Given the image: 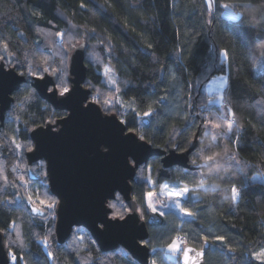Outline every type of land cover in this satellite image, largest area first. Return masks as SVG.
<instances>
[{
	"label": "trees",
	"instance_id": "16d2710c",
	"mask_svg": "<svg viewBox=\"0 0 264 264\" xmlns=\"http://www.w3.org/2000/svg\"><path fill=\"white\" fill-rule=\"evenodd\" d=\"M81 2L87 3L88 8H79ZM252 3L254 8L245 9V15L255 27L248 31L247 39L259 54L258 45L262 42L257 35L259 24L255 21L264 7H261V0H252ZM111 4L112 7H104V0H0V48L8 43V52L18 63L17 71L24 72L27 79L15 93L14 105L6 114L5 127L0 130V167L3 169L0 176V231L5 234L11 258L13 254L17 257L15 261L11 260V264H139L122 247L110 253L102 252L90 231L83 227L75 228L68 242L57 246L58 199L50 194L45 162L32 167L37 180L28 177L25 154L28 146L34 147L29 137L30 130L67 115L65 111L55 110L34 90L28 65L32 64L37 69L41 59L48 58L52 67H58L63 50L57 49L53 41L58 44L59 37L47 34L61 31L72 33L79 39L86 28H96L97 33L105 37L110 35L109 43L113 46L111 55L101 52L102 45L97 46L101 54L100 64L90 61L86 53L87 88L90 83L101 92L107 89L103 72L108 65L121 84L125 99L136 97L138 108L145 100L151 102L164 95L166 89H171L167 93L168 100L153 105L157 114L151 118V126L149 118L141 120L131 110H124L119 105L118 113L116 108L111 112L127 121L128 130L135 128L137 132L144 133L145 141L152 140L153 147L162 149L164 147L160 145L169 139L168 134L174 128L183 133V137L177 136V140L183 147H189L184 137L191 139L192 133L198 129L193 126L184 131V116H188V123L193 125H202V121L212 118L207 109L198 107L206 104L209 96L201 81L205 76L221 74L212 67L213 57L209 50L224 46L234 50L233 62L230 67L225 66L223 74L232 77L227 99L236 119L245 127L241 129L238 145L228 140L220 143H231V151L236 153L241 163L222 167L219 177L210 174L208 168L204 169L205 183L217 187V191L202 192L199 197L182 200L184 207L197 213L195 219L183 218L184 215L174 211L165 217H157L160 221L155 220L147 226L150 237L147 244L156 249L150 264L153 261L155 264H180V255L174 256L167 250L168 243L179 233L187 236V244L199 248L204 246L200 238L209 237L211 247L206 254V264H260L252 253L264 248V113L255 107L262 85L256 80L258 71L252 69L246 59V49L238 38L233 39L234 34L227 30L224 17L213 19L212 24L207 23L212 18L208 16L202 0H111ZM71 24L79 27L73 29ZM148 43L152 44L151 49L145 47ZM86 45L89 49L96 45V41ZM153 57L159 58V63L154 62ZM215 63L219 64L218 58ZM161 65L165 70H160ZM173 75L175 81L172 80ZM125 81H129L126 87ZM173 83L176 87H171ZM28 92L33 93V98L25 102L21 110L18 98H23ZM103 98L110 99L107 95ZM189 104L191 108L187 107ZM207 107L216 112L219 105ZM53 113L56 115H51ZM13 136L17 143L24 145L23 148H14L10 143ZM212 150L222 152L218 147ZM149 162L148 167L139 168L138 177L144 170L146 178L149 175L147 169H151V177L157 183L153 185L139 178L138 183H133L132 191L138 208L144 210L145 220L152 215L143 200L148 191L158 192L163 182H174L178 186L187 184L189 187L200 182L198 170L178 166L166 169L158 157H152ZM257 175L260 179H255ZM21 176L23 182L19 179ZM232 186L241 191V198L235 203L228 191ZM23 193L31 194L34 200L37 194L41 199H55L57 204L44 211L46 216H35L28 210ZM120 197V201L115 199L110 203H115L117 209L126 215L129 207ZM217 235L226 237V245L237 249L234 256L229 254L226 245L211 242ZM45 239L48 247H45ZM49 252L52 257L48 256ZM246 253L250 255V261Z\"/></svg>",
	"mask_w": 264,
	"mask_h": 264
},
{
	"label": "water",
	"instance_id": "95a60500",
	"mask_svg": "<svg viewBox=\"0 0 264 264\" xmlns=\"http://www.w3.org/2000/svg\"><path fill=\"white\" fill-rule=\"evenodd\" d=\"M86 49L71 53L69 63L70 87L84 92L88 81ZM0 60V130L5 127L7 112L14 105V95L26 83L25 76L17 71L18 63L12 55L2 51ZM34 90L55 110L65 111L67 115L56 120V124L46 123L30 130L29 137L33 150L25 154L28 177L37 180L33 166L45 162L50 194L58 199L56 206L55 242L65 245L72 237L74 229L83 227L90 231L93 240L104 253L119 248L125 249L139 264H150L153 249L142 241L149 240L148 225L159 218L150 215L148 220L140 218V212H127L124 220L113 219V210L108 207L115 200V194L123 197L129 208L138 209L133 199V183L139 182L137 171L141 166L148 167L152 157L161 158L164 168L171 166L197 170L187 163V157L180 151L153 147L147 141H140L135 133L129 132L126 124H120L119 115L103 111L101 105H93L91 96L83 100V107L92 108L99 117L85 115L77 104L59 105L46 91L52 85L36 77H29ZM48 80L51 79L49 76ZM86 94V93H85ZM52 128V132L48 129ZM120 129H124L123 135ZM36 132L48 134L34 135ZM140 146V147H138ZM104 149H107L105 151ZM207 169V168H205ZM23 200L33 215L44 217L46 212L32 211L33 203L23 193ZM204 257L200 264H206V254L210 243L203 244ZM199 251L201 248L187 244ZM10 250L5 234L0 231V264H10ZM194 254V253H192ZM235 255V253H230ZM248 261L250 255L246 253ZM179 263L182 264L181 256Z\"/></svg>",
	"mask_w": 264,
	"mask_h": 264
},
{
	"label": "snow or ice",
	"instance_id": "6c2138e0",
	"mask_svg": "<svg viewBox=\"0 0 264 264\" xmlns=\"http://www.w3.org/2000/svg\"><path fill=\"white\" fill-rule=\"evenodd\" d=\"M202 2L206 6L208 16L212 18L209 19L207 23L212 24L213 19L224 17L227 30L234 34L233 39L238 38L243 48L246 49V59L250 62L251 68L258 71L259 74L256 76V80H258L262 85L261 91L258 93L260 99L256 101L255 107H257L260 112L264 113V55H261L260 53L258 54L256 51H254L252 42L247 39L248 31L255 27V25H253L245 15V9L251 10L254 8L252 0H247V2H245V0H202ZM104 7H112L111 0H104ZM79 8H88V4L81 2L79 4ZM254 18H256L255 14ZM258 20L260 31L257 33V35L261 37V42H264V11L258 13ZM71 27L76 29L79 26L76 24H71ZM132 31L134 32L135 29H132ZM21 35H23V33H21ZM47 35L59 37L58 44L53 41L57 49L63 50L60 53L61 58L58 61L59 66L52 67V64L48 58H42L40 65L37 66L38 70L34 69L32 64L28 65V75L36 77L41 81H46L52 85L51 87L46 88V91L51 94L50 98H55V102H57L59 105L71 106L73 104H77L83 114L99 117V113L94 109L83 107V100L87 99L88 96H92L91 103L93 105H101L102 109L107 110L109 113L112 112L113 108H116V112L118 113L120 108H118L117 105H119L122 108L131 110L135 116L139 117L141 120L149 118V126H151V118L157 114L153 105L159 104L160 101L168 100L169 96L167 93L171 90L170 88L165 90L164 95L159 96L151 102L145 100L138 108L136 106L138 103L136 97H132L131 100L125 99L122 94L121 84L115 78L112 67L108 65L104 67L103 72L107 84V89H105L104 92H101L100 88H97L90 83L84 92H78L70 87L71 81L69 63L72 62V56L70 54L74 53L78 49L85 48L86 43L94 40L96 41V45L86 49L88 53L87 58L90 61L100 64L101 54L97 51V46L102 45L103 47L101 48V52H106L111 55L113 52V46L109 43V41L112 39L110 35L105 37L103 34H98L96 28H86L83 36L79 39L72 33H65L61 31H57L55 33L49 32ZM65 45H67V47H65ZM145 47L151 49L152 44L148 43L145 45ZM8 48L9 45L5 42L2 48H0V51H3L7 55H13L12 53L8 52ZM209 51L213 57L212 67L216 68L221 74L205 76L204 80L201 81V83L204 84L208 90L209 96L207 98V103L204 105H198V107L207 109L212 118L202 121V125H193L188 123V116L183 117L185 121L184 131H187L188 128L193 126L198 129L197 132L192 133L191 139L184 137L185 142L189 145L188 148L183 147V144L177 140V136L183 137V133L177 132L175 128L173 129V132L168 134L169 139L160 145L161 147H164L165 151H168V149L171 148L185 154L187 157V163L199 171L200 182L198 185L193 187H189L187 184L183 186L171 187L169 184L165 183L159 186L158 193L156 191H148L146 197H144L143 200L146 201V207L152 213L153 217L166 216V213L159 210L155 203L156 199L159 197H164L166 200L173 202L176 208H178L185 217L195 219L197 213L187 207H184L183 204H181V200H183L185 197H199L202 192L217 191V187H210L205 183L204 169L208 168L210 174L219 177L222 167L230 164L239 165L241 163L239 160H237L236 153L231 151V143H220L221 140H228L238 145L241 139V129L245 127V125H242L239 120L236 119V113L229 106V101L227 99L231 88L232 77L223 74L225 72V66L230 67L231 63L233 62L234 50L228 46H224L219 49L213 47ZM53 54L55 55L56 53L54 52ZM217 58L219 59L218 65L215 63V59ZM3 59L4 56H0V60ZM25 59H27V57H25ZM179 59L180 57L177 56V60ZM153 60L154 62L159 63V58L153 57ZM160 70H165V66L161 65ZM97 71H99V68H97ZM20 75L24 76L25 73L21 72ZM49 76L51 77L50 80L47 79ZM175 79L176 78L173 75L172 80L175 81ZM205 81H207L206 84ZM128 83L129 81L124 82L125 87ZM171 87H176L175 83H173ZM105 95L110 97V99L103 98ZM32 98V92H28L27 95L23 96V98H18L20 100L19 107H21V110L25 102L31 100ZM208 105H219V108L216 110V112H213L212 109L207 107ZM187 107L191 108L192 105L189 104ZM141 108L143 110H140ZM51 115L55 116L56 114L53 113ZM119 122L120 124L127 123V121L124 119H121ZM48 123L54 125L56 124V120L51 119L48 121ZM25 130L27 131L28 129L26 128ZM52 131V128L48 129V132ZM33 132L34 135L37 136H40L41 134H48V132H36L35 130H33ZM123 132L124 129H120L121 135H123ZM129 132L135 133L140 141L146 140L145 134L142 132H137L135 128H130ZM10 143L15 149H21L24 147L23 144L17 143L15 136H13ZM147 143L152 144L153 141L147 140ZM213 147L222 148V152H214L212 150ZM32 150V147L28 146V151ZM143 171L144 170L141 171L139 178L146 179L148 183L155 185L157 182L151 177V169H147L149 175L146 178L143 176ZM2 174L3 169L0 167V176H2ZM45 175H47V173H45ZM3 179L7 181L6 176H4ZM19 179L22 182L24 181L22 176L19 177ZM228 191L231 194V200L233 203L237 202L241 198V191L236 186L230 187ZM28 199L33 203L32 211L37 214H42L46 209H53L57 204L55 199H41L38 194L36 195L35 200L31 194L28 196ZM115 199L117 201L121 200V197L118 193L115 194ZM37 201L39 202L38 204ZM108 207L115 210L112 216L113 219H125L124 211L117 209V205L115 203H109ZM127 211H139L140 218H144L143 209L138 210L129 208ZM12 223L15 224V221ZM17 239H19V234L17 235ZM80 239L82 240L83 237H80ZM200 239H202L205 244L210 242L208 236H202ZM211 242H219L220 244L226 245V237L223 235H217L212 238ZM147 243V241H142V244L145 246H147ZM44 244L45 247H48L46 239ZM167 250L170 254H179L182 259V264H200V258L204 257L205 255L203 247H201L199 251L189 248L187 246L186 239H184L179 234H176L171 242L168 243ZM153 251H155V249H153ZM227 251L230 253H235L237 249L227 246ZM52 255L53 254L51 252L48 253L49 257H52ZM252 257L259 261L260 264H264V248L252 253ZM234 258L235 257H232V259ZM12 259L15 261L17 257L13 254ZM153 264H155V261H153Z\"/></svg>",
	"mask_w": 264,
	"mask_h": 264
},
{
	"label": "rangeland",
	"instance_id": "374dc122",
	"mask_svg": "<svg viewBox=\"0 0 264 264\" xmlns=\"http://www.w3.org/2000/svg\"><path fill=\"white\" fill-rule=\"evenodd\" d=\"M113 73H114V71H113ZM105 78V77H104ZM105 80H106V78H105ZM204 91L207 93V95H209V93H208V90L206 89V87H204ZM124 110H125V108H124ZM255 179H260V176H256L255 177ZM165 183H167V184H169L171 187H177L178 186V184L177 183H174V182H172V183H169V182H163V184H165ZM162 184V185H163ZM159 192V191H158ZM157 192V193H158ZM186 198V197H185ZM181 202H182V200H181ZM155 203H156V205H157V207L159 208V210H161V211H164L166 214H170L171 212H173L174 211V213H177V214H179V215H183L180 211H179V209L178 208H176V206H175V204L173 203V202H171V201H168V200H166L164 197H159L158 199H156L155 200ZM146 205V204H145ZM185 216H183V218H184ZM156 250V249H155ZM154 252V251H153ZM175 256V255H174Z\"/></svg>",
	"mask_w": 264,
	"mask_h": 264
},
{
	"label": "clouds",
	"instance_id": "9594fccd",
	"mask_svg": "<svg viewBox=\"0 0 264 264\" xmlns=\"http://www.w3.org/2000/svg\"><path fill=\"white\" fill-rule=\"evenodd\" d=\"M261 7H264V0H262L261 2ZM253 19L255 18L253 17ZM255 22L259 24V20H256ZM258 50L261 55H264V42L258 45ZM104 150L107 151V149H104Z\"/></svg>",
	"mask_w": 264,
	"mask_h": 264
},
{
	"label": "built area",
	"instance_id": "2783aa9c",
	"mask_svg": "<svg viewBox=\"0 0 264 264\" xmlns=\"http://www.w3.org/2000/svg\"><path fill=\"white\" fill-rule=\"evenodd\" d=\"M179 235H181L184 239H187V236H185V235H183L181 233H179Z\"/></svg>",
	"mask_w": 264,
	"mask_h": 264
},
{
	"label": "flooded vegetation",
	"instance_id": "af4514ba",
	"mask_svg": "<svg viewBox=\"0 0 264 264\" xmlns=\"http://www.w3.org/2000/svg\"><path fill=\"white\" fill-rule=\"evenodd\" d=\"M31 86H32V84H31Z\"/></svg>",
	"mask_w": 264,
	"mask_h": 264
}]
</instances>
